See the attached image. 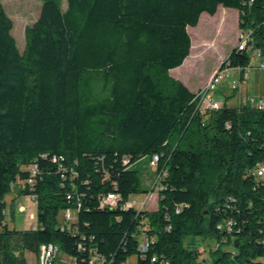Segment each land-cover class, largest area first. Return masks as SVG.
<instances>
[{
  "label": "trees",
  "instance_id": "trees-1",
  "mask_svg": "<svg viewBox=\"0 0 264 264\" xmlns=\"http://www.w3.org/2000/svg\"><path fill=\"white\" fill-rule=\"evenodd\" d=\"M41 1L21 51L0 0V264H39L50 243L75 264H264V107L197 109L170 73L191 54L188 27L220 5L264 48V0ZM228 60L241 76L251 64L236 48L219 69ZM155 153L157 208L124 207L150 191L138 164ZM15 187L36 195L34 227L6 221ZM197 237L218 241L210 260Z\"/></svg>",
  "mask_w": 264,
  "mask_h": 264
},
{
  "label": "rangeland",
  "instance_id": "rangeland-1",
  "mask_svg": "<svg viewBox=\"0 0 264 264\" xmlns=\"http://www.w3.org/2000/svg\"><path fill=\"white\" fill-rule=\"evenodd\" d=\"M63 7H66V1ZM4 6L13 20L14 27L12 33L15 36L21 51L24 50L26 43L25 30L27 25L32 24L40 15L41 0H3ZM238 10L232 7L220 5L216 14L203 12L199 23L196 26H189L193 45L191 54L187 57L184 64L173 68L172 76L175 71L181 72L189 81V85L197 89L202 86V82L212 73L211 78L205 85L197 89V92L204 89L215 73L218 71L221 63L227 58L230 52L235 48L239 41L241 29L238 23ZM260 59L251 61L250 66L246 69L247 77L240 80V73L236 67H230L227 75L217 84L215 98L225 101L230 106L239 105L240 97L242 103L259 105L264 101V69L260 68ZM178 78V77H177ZM237 83V87H234ZM253 99V100H249ZM145 164V166H144ZM144 167H143V166ZM142 166L141 172L143 177V186L151 187L152 192L156 167L151 166L148 158H144L138 164ZM149 192H137L130 196L131 201H136V207L140 206V201L145 199ZM7 216L6 221L10 227L18 229L25 227H34L38 224V205L37 200L27 199V194L19 191L15 187L11 193L6 195ZM158 206V190L155 189L147 199L145 208L152 210ZM65 212L60 214L61 222L64 223ZM77 219V211H73V219ZM191 239H189L190 242ZM197 244L201 252V258L211 259V249L217 245V240L213 237H197ZM217 241V242H216ZM28 264H36L37 256L32 252L26 254ZM137 255H132L127 260V264H137ZM58 264L70 263L71 257L60 250L56 258Z\"/></svg>",
  "mask_w": 264,
  "mask_h": 264
},
{
  "label": "built area",
  "instance_id": "built-area-1",
  "mask_svg": "<svg viewBox=\"0 0 264 264\" xmlns=\"http://www.w3.org/2000/svg\"><path fill=\"white\" fill-rule=\"evenodd\" d=\"M253 31L251 28L243 29L240 32V38L238 43L236 44L235 48L237 50H243L248 51L250 53V59L251 61L260 59V64L258 65L260 68L264 69V48L257 47L254 44V38H253ZM231 66V61H227V64L224 68L218 69V71L215 73V75L212 77V79L209 81L207 86L198 91L197 97L195 100L197 101V109H213V108H220L223 105L224 101L218 100L215 98V89L217 87V84L220 82V80L224 77V75H227L229 72ZM220 68V67H219ZM239 70V73L241 71L240 67H236ZM247 77L246 71L243 73V76H241L240 73V80ZM234 87H237V83H234ZM253 100V99H249ZM259 107H264V101H262L259 105ZM159 160V155L157 153L153 154L150 165L156 167ZM33 171H36V167L32 169ZM253 174H257L260 176H264V163L259 164L258 167L253 171ZM30 182H32V178L30 179ZM156 184V183H155ZM154 184V185H155ZM152 192H149L145 199L140 201V206L138 209H142L146 206L147 199H149ZM70 196V195H69ZM27 199H35V194H27ZM120 200V194L116 192H110L107 195H104L101 197V204H103V207H108V204H118ZM124 207H130V206H136V201H127L126 203H123ZM64 218L66 221L62 224L63 227L70 225V222L73 219V211L68 208L65 211ZM232 221H228L227 227L230 230L232 227ZM148 247V243L143 244L141 247V250L144 251ZM58 257V246L57 245H41L38 263L39 264H58L56 261V258ZM72 260V258H71ZM66 264H75L72 260L70 263Z\"/></svg>",
  "mask_w": 264,
  "mask_h": 264
},
{
  "label": "crops",
  "instance_id": "crops-1",
  "mask_svg": "<svg viewBox=\"0 0 264 264\" xmlns=\"http://www.w3.org/2000/svg\"><path fill=\"white\" fill-rule=\"evenodd\" d=\"M217 13V12H216ZM193 42V41H192ZM184 63H185V61H184ZM183 63V64H184ZM186 64V63H185ZM173 70L174 69H171L170 70V73L172 74L173 73ZM175 76H176V78L178 77V79H180V80H182L192 91H194V92H197V89H199V88H201L203 85H205V83H207L208 82V80L211 78V75H212V73L206 78V80L204 81V82H202L203 84H202V86H199L197 89H194V88H192L190 85H189V81H187V79L183 76V74L181 73V72H177V71H175ZM243 80V79H242ZM241 80V81H242ZM216 97V96H215ZM218 99V98H217ZM242 97H240V102H239V105L242 103ZM237 106V105H236ZM154 190H152V192H153Z\"/></svg>",
  "mask_w": 264,
  "mask_h": 264
},
{
  "label": "bare ground",
  "instance_id": "bare-ground-1",
  "mask_svg": "<svg viewBox=\"0 0 264 264\" xmlns=\"http://www.w3.org/2000/svg\"><path fill=\"white\" fill-rule=\"evenodd\" d=\"M113 204H108V206H112ZM44 245H54V244H52V243H50V244H44Z\"/></svg>",
  "mask_w": 264,
  "mask_h": 264
},
{
  "label": "water",
  "instance_id": "water-1",
  "mask_svg": "<svg viewBox=\"0 0 264 264\" xmlns=\"http://www.w3.org/2000/svg\"><path fill=\"white\" fill-rule=\"evenodd\" d=\"M223 63H224V61L221 63V65H222ZM221 65H220V66H221Z\"/></svg>",
  "mask_w": 264,
  "mask_h": 264
}]
</instances>
